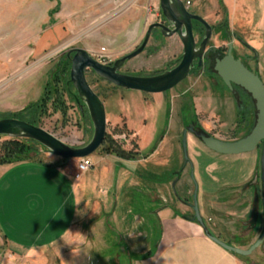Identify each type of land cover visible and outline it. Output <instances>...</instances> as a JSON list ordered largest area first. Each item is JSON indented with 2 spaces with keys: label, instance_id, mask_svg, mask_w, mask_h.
I'll return each mask as SVG.
<instances>
[{
  "label": "rangeland",
  "instance_id": "374dc122",
  "mask_svg": "<svg viewBox=\"0 0 264 264\" xmlns=\"http://www.w3.org/2000/svg\"><path fill=\"white\" fill-rule=\"evenodd\" d=\"M183 1L186 6L189 2L187 7L213 27L206 48L209 61L203 68L194 69L174 88L160 93L123 88L103 80L90 69L86 72L89 84L104 102L107 116L106 137L90 155L93 162L106 152L120 159H142L154 147L158 150L148 163H136L141 192L145 191L146 184L151 188L155 186L154 204L148 206L144 194L140 193V201L134 209L141 218L140 228H143L142 217L146 218L144 223H150L149 245L155 237L157 244L163 233L168 206L173 218L184 216L186 211L194 218L196 191L198 207L202 202L199 185L202 179L198 183L196 177L198 161L202 166L215 162L220 173L231 174L234 170L247 172L252 164L250 157H256V170L236 192L238 202L250 203L248 191L252 189L260 195L262 187V143L255 150L243 153L245 158L236 159L210 150L195 132L234 140L245 136L253 127L256 121L254 99L238 85L230 89L218 76L214 65L215 58L224 56L233 41V55L264 81V0ZM161 17L160 0H100L97 4L91 0H0V118L14 117L12 114L31 102L46 97L39 107L37 125L68 144L85 145L92 138L93 123L87 106L83 104L81 108L75 100L76 90L69 82L71 62L67 60V51L84 48L103 63L114 61L139 47L149 25ZM197 27L200 29L201 25ZM202 35L204 31L196 38ZM182 49L177 35L151 37L144 51L126 61L121 71L148 75L168 68L176 63ZM188 126L196 130L187 131L186 161L183 134ZM12 141L13 137L0 135V264L136 263L125 252L129 242L114 225L111 213L105 221L108 242L95 243L93 251L88 252L89 258L70 256L68 251L79 246L66 245L62 240L61 246L52 241L39 243L43 237L47 238L45 230H65L68 224L69 187L64 169L67 167L73 173L76 160L70 165L72 162L36 144L29 157L3 163L13 146ZM140 142L147 145L140 149ZM30 160L44 164L41 167L48 169L51 175L33 167L24 169L23 163ZM105 164L115 173L116 164L110 165V160L94 162V169L102 173ZM3 166L6 170L20 167L13 169L11 176L20 181L21 191H2ZM43 178L52 180L55 185L43 189ZM92 193L94 198H100L98 188ZM200 215L205 222L206 215ZM260 224L261 219H258L252 228L246 225L243 230L237 229V243L241 238H257ZM137 242L140 250L148 244L142 237ZM132 250L133 257L137 256ZM152 252L142 254L139 264H144ZM252 256L255 264L263 262V249L259 247L251 255H241L248 260Z\"/></svg>",
  "mask_w": 264,
  "mask_h": 264
},
{
  "label": "crops",
  "instance_id": "0c3cea01",
  "mask_svg": "<svg viewBox=\"0 0 264 264\" xmlns=\"http://www.w3.org/2000/svg\"><path fill=\"white\" fill-rule=\"evenodd\" d=\"M91 1L97 4L100 0ZM257 11H259V8H257ZM256 16H259V12ZM256 16L254 15V17ZM146 145L147 144L141 145L140 142V149ZM157 152L158 150L154 147L150 152L145 153V157L142 159H120L111 152H106L105 154H101L97 161H94L96 164L98 161L107 162V160H110V165L113 163L116 164L115 173H113L114 170L112 168L110 169L108 164H105L102 173H98V171L94 169L95 166H93V168L84 173L80 178H75L72 170L69 171L66 167V169H64V174L68 178L66 182L69 187L68 200L70 202L67 216L68 224L66 228H64L65 230L61 231L59 229H52L51 226H49V228H51L50 232L45 230L48 232L47 238L43 237L40 239L39 243L45 244L47 241H52L61 246L62 239H60V235L63 234L66 229L73 232L78 231L87 237L85 238L87 248L84 249V251L88 250L86 251L87 254L83 250L79 252V247L74 248L75 250L73 249V251L79 252L78 254H74L72 250L68 252H71L70 256L74 258H89L88 252L93 251L95 243L100 242L105 245L106 242H108L106 239L107 223L105 221L109 220L108 215L111 213L114 216L112 219L114 225L119 227L118 230L127 237L130 243H128L129 249L126 248L125 252L130 259H133L137 264H139L142 254L149 253L152 250V254L148 256L144 264H255L254 256L249 260L243 259L241 255L224 248L209 238L205 232V228L223 241L241 248H248L257 239L255 237L251 239L241 238L238 244L237 237L239 234L237 233V229L243 230L246 225H249L250 228L254 226L251 222L253 219L255 197H259L260 218H262L264 184H262V187L259 189L260 195H257L255 193L256 191L253 192L252 189L248 191L247 194L251 198L248 204L238 202L237 197L239 194L236 195V192L240 190L244 181L256 170V157H250L252 158V164H250L251 166L247 172L234 170L231 174L228 172L223 174L222 171L220 173V169L215 162L211 161L206 163L205 166H202V163L198 161V166L196 168L198 183H200L202 179V185L199 184L201 186L200 194L202 200L199 211L201 214L206 215V219L204 218L205 225H201L196 219L189 217L187 211L184 216L180 215L173 218L170 214L171 207L168 206L167 212L165 211L167 217L165 218L166 222L163 223V233L157 244L155 237L153 239V244L149 245V243H151L149 238L150 223H144L146 218L142 217L143 228H140L141 218L137 213H134V209L137 208V203L140 201L138 196L140 193L144 194V201L148 206L154 204L155 186L151 188V186L146 184L144 186L145 191L141 192L139 188L141 178L136 163H148L151 158L156 156ZM242 155L243 154L225 156H235L236 159L245 158L242 157ZM68 161L72 162L70 165H73L75 159H67L66 162ZM23 164H25L22 166L24 169L33 167L40 172H46L47 175H51L48 169L41 167L44 164L38 165L36 161L32 160L26 161ZM4 168L5 171L1 175L2 191L13 192L14 190H20V181L16 177L11 176L14 168L11 170H6V167ZM18 168L20 167H16V169ZM145 170L148 172V167L145 168ZM13 179H15V181H13ZM41 181L43 189H46L44 188L46 186L49 188L50 185L52 186L54 184L52 180L48 181V179L44 178ZM97 188L100 194L99 199L94 198V194L92 193L94 189ZM73 189H75V191H73ZM37 195L43 197L41 193H37ZM78 200H80L79 203L75 204L74 202ZM187 205L188 204L185 203L186 207ZM80 210L85 211L81 214ZM123 211H125V213L122 214ZM57 214L58 217H60V212ZM97 226H99V229H95ZM138 226L139 228L137 229ZM140 237L148 242L147 246H144L142 250L139 249L137 242ZM132 249L135 250L133 253L137 256L133 257ZM260 263H264V261Z\"/></svg>",
  "mask_w": 264,
  "mask_h": 264
},
{
  "label": "water",
  "instance_id": "95a60500",
  "mask_svg": "<svg viewBox=\"0 0 264 264\" xmlns=\"http://www.w3.org/2000/svg\"><path fill=\"white\" fill-rule=\"evenodd\" d=\"M160 8L174 28L163 23L150 24L139 47L113 62L103 63L84 48H72L67 51V57L71 62L69 82L76 90L75 100L81 108L83 104L87 106L93 123V135L88 143L82 146L68 144L43 127L17 117L0 118V135L33 139L43 145L49 153L65 160L90 156L105 140L107 116L104 102L87 80V70H92L100 78L116 86L147 93H160L174 88L187 78L196 58H198L199 66L203 64V56L213 34L212 25L200 14L190 11L183 0H160ZM193 20L199 21L205 28L204 38L198 47L193 31ZM155 26H159L164 35L177 34L179 36L184 47L180 62L175 67L156 75H135L121 72L120 68L126 61L144 51ZM214 69L230 89L233 88V85H238L251 95L255 101L256 121L245 136L234 140H224L205 132H195V134L207 148L223 155L251 152L262 143L261 179L264 184V81L257 72L248 68L240 58L233 55V41L228 44L226 54L221 58H216ZM187 131L194 130L192 127L184 130L183 149L186 161L188 160ZM193 210L194 219L201 225H205L199 212L197 191L194 195ZM259 216L258 198L255 197L251 224L255 225L258 219H261V227L257 239L248 248L229 244L210 233L207 228H205V232L209 238L224 248L239 255L248 256L259 247L264 251V198L262 200V218Z\"/></svg>",
  "mask_w": 264,
  "mask_h": 264
},
{
  "label": "trees",
  "instance_id": "16d2710c",
  "mask_svg": "<svg viewBox=\"0 0 264 264\" xmlns=\"http://www.w3.org/2000/svg\"><path fill=\"white\" fill-rule=\"evenodd\" d=\"M69 64L70 60L67 58ZM65 70V69H64ZM59 81V80H57ZM64 86L68 89L66 81L64 82ZM58 90V89H57ZM46 97H42L39 101H34L25 106L22 110L18 111L17 113L12 114L14 117L27 120L31 123L37 124L38 123V114H39V107L41 102L44 103ZM12 141L13 146L10 150L7 151V158L3 161L4 162H13L23 158L29 157L31 152L35 149L36 144H40L39 142L29 139V138H14ZM122 152V151H119ZM65 160V159H63Z\"/></svg>",
  "mask_w": 264,
  "mask_h": 264
},
{
  "label": "flooded vegetation",
  "instance_id": "af4514ba",
  "mask_svg": "<svg viewBox=\"0 0 264 264\" xmlns=\"http://www.w3.org/2000/svg\"><path fill=\"white\" fill-rule=\"evenodd\" d=\"M188 9H189V7H188ZM190 10V9H189ZM191 11V10H190ZM162 12V11H161ZM193 12V11H192ZM195 13V12H194ZM154 23H163V24H165V25H167V26H169L170 28H174V26L171 24V22L163 15V13H162V17H161V19L159 20V21H155ZM197 24H200L201 25V28L200 29H198V27H197ZM193 31H194V36H195V40H196V46L198 47L199 46V44L201 43V41H202V39L204 38V35H205V28H204V26L199 22V21H197V20H193ZM201 31H202V33H203V31H204V35H202V37L200 38V37H198V39L196 38V35L197 34H200L201 33ZM174 35H177V34H173V35H164L163 33H162V31H161V28L159 27V26H155L153 29H152V32H151V36H150V38L151 37H167V36H174ZM178 36V35H177ZM179 37V36H178ZM180 39V38H179ZM181 41V40H180ZM149 42V41H148ZM182 43V42H181ZM209 43V42H208ZM182 46H183V44H182ZM184 48V47H183ZM182 54H183V49H182V52L180 53V55L178 56V58H177V60H176V63L173 65V66H170V67H168V68H165V69H162V70H159V71H156V72H154V73H151V74H148V75H156V74H159V73H162V72H164V71H167V70H169V69H171V68H173V67H175L179 62H180V60H181V56H182ZM72 55H73V53H72ZM66 57H67V53H66ZM68 58V57H67ZM217 58V57H216ZM216 58H215V60H216ZM69 59V58H68ZM70 60V59H69ZM115 61V60H114ZM206 61H209L208 60V57L206 56V51H205V53H204V56H203V64L201 65V66H199L198 65V58H196L195 60H194V64H193V67H192V69H191V72L190 73H192L193 71H194V69H196V68H198V69H201V68H203L204 67V65H205V62ZM110 62H113V61H110ZM110 62H108V63H110ZM125 64V63H124ZM123 64V65H124ZM247 66V65H246ZM249 68V67H248ZM121 69H122V67L120 68V71H121ZM122 72V71H121ZM125 73V72H124ZM189 127H192V126H188V128ZM192 129L195 131L196 129L194 128V127H192ZM197 133V132H196ZM262 184H263V181H262Z\"/></svg>",
  "mask_w": 264,
  "mask_h": 264
},
{
  "label": "clouds",
  "instance_id": "9594fccd",
  "mask_svg": "<svg viewBox=\"0 0 264 264\" xmlns=\"http://www.w3.org/2000/svg\"><path fill=\"white\" fill-rule=\"evenodd\" d=\"M73 191H75V189H73ZM80 200L74 202L75 204H78ZM81 214H83V212L85 210H80ZM85 238H87L85 235L81 234L80 232H73L71 230H67L63 232V234L61 235L60 239H62L64 241V243L66 245L69 246H74L77 245L80 248L81 252L82 250L84 251L85 248H87V244L85 243ZM72 251H73V247H72ZM79 252H75L73 251L74 254H78ZM86 254L87 252L84 251Z\"/></svg>",
  "mask_w": 264,
  "mask_h": 264
},
{
  "label": "built area",
  "instance_id": "2783aa9c",
  "mask_svg": "<svg viewBox=\"0 0 264 264\" xmlns=\"http://www.w3.org/2000/svg\"><path fill=\"white\" fill-rule=\"evenodd\" d=\"M189 2L187 6H189ZM73 170V176L75 178H80L84 173L89 171L94 166V162L90 156H85L81 158H76Z\"/></svg>",
  "mask_w": 264,
  "mask_h": 264
}]
</instances>
